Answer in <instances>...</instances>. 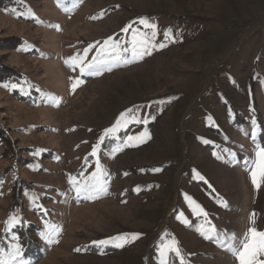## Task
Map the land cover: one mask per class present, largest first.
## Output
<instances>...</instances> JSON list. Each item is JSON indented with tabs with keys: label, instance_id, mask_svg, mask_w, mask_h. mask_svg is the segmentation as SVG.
<instances>
[{
	"label": "rangeland",
	"instance_id": "1",
	"mask_svg": "<svg viewBox=\"0 0 264 264\" xmlns=\"http://www.w3.org/2000/svg\"><path fill=\"white\" fill-rule=\"evenodd\" d=\"M142 17L167 46L84 76L71 92L79 68L65 60L108 37L129 47L132 29H121L150 32ZM16 82L0 87V249L17 245L24 264H158L165 233L185 264H237L195 229L237 239L252 227L264 231V183L253 186L246 164L255 158L253 120L264 146V0H0V84ZM129 109L148 123L101 144L108 194L77 198L68 176L95 170L92 146ZM145 128L146 143L111 154ZM10 217L19 222L9 227ZM46 224L61 228L58 242L41 237ZM132 233L140 238L123 247L94 243ZM169 264H179L174 254Z\"/></svg>",
	"mask_w": 264,
	"mask_h": 264
},
{
	"label": "snow or ice",
	"instance_id": "2",
	"mask_svg": "<svg viewBox=\"0 0 264 264\" xmlns=\"http://www.w3.org/2000/svg\"><path fill=\"white\" fill-rule=\"evenodd\" d=\"M58 6L61 4V0H57ZM76 6L75 4L73 5ZM65 11L68 9L65 8ZM32 13L29 10L26 14V18L31 17ZM97 17H92L96 19ZM39 23V21H37ZM133 23H136L135 21ZM139 24L143 25L148 31H139L133 29L132 24L126 25L121 29L122 32L128 33L132 29L131 39L128 41L129 47L125 48L120 41H114L112 37H108L102 44L99 41L89 44L85 49H83L82 55H74L65 60V65L70 69L79 68V76L76 78L70 77V91L75 92L77 87L80 86L84 81L82 77L84 76H99L106 71H112L114 67H119L122 65H127L129 63L138 62L142 60L145 56L151 55L153 50H160L167 46L166 43L155 42V37L157 36V25L150 23L146 18H140ZM164 36L166 40L172 39L171 30H165ZM99 44V47L97 45ZM95 49V54L92 55L91 59H88V54ZM23 49H18V51ZM0 87H4L8 90L16 89L17 84H0ZM22 94H27L24 89H21ZM46 102H50L55 106H59L60 101L55 97H48ZM135 124H147L148 119L141 117L133 113L132 109L127 110L120 114L115 124L105 129L100 136L98 142L92 146L91 155L95 158V170L89 175L85 176L84 172L81 171L79 178L76 176H68V183L71 186V190L76 193L77 198L83 197L85 200H96L108 194V176L109 173L101 165L98 158V152L100 151L101 144L105 139H110L114 137V134L121 128H125L128 125ZM252 140L255 144L254 149V159L246 161L248 165L249 174L252 180V184L255 188H259L262 183H264V146L256 143L257 129L256 121H252ZM151 137L145 128L144 131L140 132L136 136H128L127 139L122 144H117L116 147L112 149V155L123 151L128 147H138L143 143H146ZM203 143H208L206 140H202ZM219 159L220 157L217 156ZM87 159V157L85 158ZM161 169H153V172H158ZM193 178L203 180L202 176H199L195 170H193ZM141 189L139 186L135 191L139 192ZM30 201L33 197H29ZM185 200L189 205L194 216L205 217V224H207L206 216L207 213L194 201L192 198L185 196ZM226 206V205H225ZM19 222V217H10L9 221L6 223L9 227L14 226ZM185 226H188V221H182ZM254 223V219H253ZM45 232L41 233V237L45 239L48 243L58 242L55 238L59 236L61 228L56 225H45ZM195 231L198 232L205 240L215 242L218 247L223 248L228 251L237 261V264H264V231H259L256 228H249L248 232L241 238L237 239L234 236H228L226 234L218 233L214 227H205V225L198 226ZM139 233L124 234L117 237H111L108 240L95 241L97 245H105L109 243H114L116 247H123L125 244L132 243L140 238ZM168 234L165 233L161 236V245L158 247V264H169V254H174L179 260V264H185V259L181 253V249L178 246V242L173 238L171 240H166L165 237ZM13 240L16 239L15 236L12 237ZM79 252L80 249H75ZM20 249L17 245H10L8 250L5 252L0 249V264H24L20 261Z\"/></svg>",
	"mask_w": 264,
	"mask_h": 264
},
{
	"label": "trees",
	"instance_id": "3",
	"mask_svg": "<svg viewBox=\"0 0 264 264\" xmlns=\"http://www.w3.org/2000/svg\"><path fill=\"white\" fill-rule=\"evenodd\" d=\"M7 6H13V5H7ZM16 83H17V85L19 84L18 82H16ZM19 241H20V245L24 247V239H20Z\"/></svg>",
	"mask_w": 264,
	"mask_h": 264
}]
</instances>
